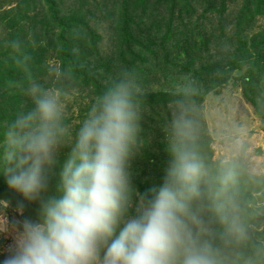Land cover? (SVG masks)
<instances>
[{"label":"clouds","instance_id":"1","mask_svg":"<svg viewBox=\"0 0 264 264\" xmlns=\"http://www.w3.org/2000/svg\"><path fill=\"white\" fill-rule=\"evenodd\" d=\"M9 57L23 75L18 85L30 105L0 129V178L17 195L0 200V264H217L211 245L195 235L191 211L203 164L188 150L192 122L179 111L171 128L172 164L163 186L136 215L127 214L129 161L139 147L143 88L122 70L96 96L80 125L66 119L65 73L45 86L31 73L19 41ZM53 195L48 170L61 151Z\"/></svg>","mask_w":264,"mask_h":264},{"label":"rangeland","instance_id":"2","mask_svg":"<svg viewBox=\"0 0 264 264\" xmlns=\"http://www.w3.org/2000/svg\"><path fill=\"white\" fill-rule=\"evenodd\" d=\"M53 2L58 9L60 18L68 19L72 24L71 28L82 38L83 41L77 45V48L75 47L74 51L78 56L84 57L82 60L84 64L88 65L91 71L95 70L97 74H102L101 80L106 84L122 70L133 71L142 84V97L147 98L158 93L174 96L187 93L196 88L193 80L195 68L207 64L220 66L222 63H226L229 65L228 77L217 80L216 87L210 90L199 104V116L194 113L191 114L193 115L192 119L187 118L195 126L197 125L194 119L198 120L199 127L204 123L202 127L206 131L204 133L211 138L210 147L213 151L212 159L214 161H219L222 165H230L231 170H235L239 165L246 167L245 179L258 177L257 188H259L260 179L264 178V81L258 80L256 76L247 80V67L245 66L230 68L236 62H233L232 58L236 44L233 41L231 44L229 42L237 32L234 19L241 12L243 0H221L224 4V14L218 17L216 14L205 13L208 17L199 22L196 19L200 18L202 14V7L194 6L190 13L191 17L186 19L183 25L179 28L173 26L170 36L171 39H175L167 44L164 42V38L169 28L164 27V22L169 20L168 11L156 7H152V10L148 11L140 10L135 16L137 21H134L135 26H133L131 40L127 41L125 47H120L121 38H117V32L114 29L117 17V12L113 7L115 0H53ZM46 7L45 0H0V47L1 51H4L0 53V77L2 79L0 83V129L5 127L19 110L27 107L23 101V99L27 101V97L22 95L18 87L21 83H16L15 80L9 78V74H14L13 70L16 69L9 57V44L12 41H19L24 51L30 56L31 69L39 66L38 69L42 73L45 86L54 84L58 77L65 73L68 74L63 80V84L68 92L66 119L70 128L75 129L80 125L88 108L96 98L92 88L85 87L83 83L78 82L79 80H75L73 74L67 72V69L65 70L62 60L58 58L57 48L52 49L50 46L49 50L46 48L45 44L48 45L47 40L50 39V36L48 31L41 28ZM254 14L252 18L246 20L242 27L241 34L247 40L264 33V6ZM23 15L28 16L24 20L18 17ZM4 16L10 22L8 26L11 28L7 27ZM16 17L21 19L22 26L26 27L21 29L24 35L15 33ZM157 21L159 24H156ZM221 21L223 23H220ZM176 22L178 24L179 21L176 20ZM217 25L219 26L218 30ZM31 29L38 35V38L33 37ZM188 31L189 35L185 36ZM206 35L210 36V38L208 37L210 49L218 48L211 56H208L210 53L200 55L195 51V43L202 41ZM178 38L182 43L186 39L189 45H192L193 50L186 57L181 55L179 60L175 54H171L170 58L164 61L161 47L165 44V49H167L166 47L170 48V44L174 46ZM38 39L41 42L38 43ZM88 41L96 46L95 51L92 50ZM42 45L43 47H40ZM39 48L42 51H39ZM122 58L129 59L121 62ZM175 58V63L171 65ZM256 58L260 60L261 54ZM115 62H120L117 70L110 68V71H104V66ZM103 67L104 69H102ZM261 68L264 69V67ZM215 69L216 67L212 68V70ZM74 83H77V86ZM3 86L4 88H1ZM207 87L212 86L209 84ZM181 110V104L172 102L170 106L163 109L162 122L171 124L175 115ZM196 129L199 128L196 127ZM165 131L169 132V136H173L172 128L165 129ZM67 149L66 145L58 157L57 165L48 175H55L59 171V159H64ZM211 179L209 177V180ZM240 192L245 193L244 190H240ZM252 194L256 201L253 205L249 204L248 208H251V212L255 214L240 217L232 225L231 223H221L228 213L225 209L232 208L233 205L232 201H229L230 196H226L220 202L204 204L201 209L203 214L201 221L195 224L192 231H197L194 234H199L201 231L209 233V227L213 228L216 225L219 228L226 225L230 228L233 236L236 231H239L242 236L249 235L255 240L263 242L264 200L260 196L264 198V187L253 190ZM16 197L13 195L14 199L11 200L13 203H16L18 199ZM242 200L234 202L233 210H239ZM12 206L10 211L17 213L21 211L15 208V204ZM127 214L135 215L130 209L127 210ZM241 223L247 226H243V229L239 230L236 225ZM7 243H9L8 240H0V248L5 247Z\"/></svg>","mask_w":264,"mask_h":264},{"label":"trees","instance_id":"3","mask_svg":"<svg viewBox=\"0 0 264 264\" xmlns=\"http://www.w3.org/2000/svg\"><path fill=\"white\" fill-rule=\"evenodd\" d=\"M45 1L47 7L44 14V20L41 22V28L44 31H48L50 36V39L47 40L48 45L45 44L46 48L48 50L49 46L52 47V49L57 48L56 52L58 58L62 60L65 70L67 69V72L73 74L75 80H79L78 82L83 83L85 87L92 88L93 95L96 97L108 85V83L106 84L101 80L102 74H97L95 70L91 71L89 66L85 65L82 61L84 57L78 56L74 51L77 48V45L83 40L71 28L72 24L69 23L70 21L65 18H60L58 9L55 7L53 0ZM243 2L244 4L240 10V14H237V17L235 16L234 19L237 32L234 35V38L229 42V44H231V41H233L236 44L235 53L232 56L233 62H236L232 64L230 68L245 66L247 67V80L254 78L252 76H256L258 80L264 81V69L262 70L261 68L264 67V33L248 40L241 34L242 27L245 25L246 20L252 18L255 15L254 13L259 12L261 7L264 6V0H243ZM194 6L202 7V14L200 15V18L196 19L198 22L201 21V19L205 20L204 18L208 17L206 16L207 14H216L220 17L224 14L225 10L224 4L221 0H115L113 7L117 12V17L114 29L117 32V38H121V42L119 41L120 47H125L127 41L131 40L133 26H135L134 21H137L135 16L140 10L148 11L152 10V7H156L168 11L167 14L169 15V20L164 22V27L169 28L167 33H165L164 38V42L167 44L169 41L172 42L175 39H171L170 36L173 26L179 28L183 25L185 20L191 17L190 13L193 11ZM27 16L28 15H23L22 17H18L24 20ZM5 17L6 16H4V18ZM18 17H16L17 25L15 33H23L21 29L26 27L22 26L21 19H18ZM5 20L7 27L11 28V26H8L10 25V22L6 18ZM176 20L179 21L178 24ZM220 23H223V21ZM156 24H159L158 21ZM33 29H31L33 37L38 38V35L34 33ZM218 29L219 26L217 25V30ZM221 29L223 30V28ZM188 35L189 31L186 32L185 36ZM208 37L210 38L209 35H206L202 41L195 43V51L200 55L210 53L208 56H211L218 49L215 47L210 49V46L208 45ZM39 42L41 41L38 39V43ZM88 43L92 50L95 51L96 46L89 41ZM165 45L161 47L164 61L169 59L171 54H175L177 60H179V58L182 57L181 55H185L186 57L190 51L193 50L192 45H189L186 39L184 40V43H182L178 38L175 45L173 46L170 44V48L166 47L167 49H165ZM247 45L249 46L247 47ZM40 47H43V45ZM1 50L2 48L0 47V53L4 52ZM39 51L42 50L39 48ZM44 52L46 53V50ZM260 54L261 58L259 60L256 57H260ZM253 57H255V59H253ZM176 58L171 62V65L175 63ZM128 59L129 58H122L120 61L125 62ZM119 65L120 62H115L114 64L104 66L105 69L104 67L102 69H104L105 72L110 71V68L117 70ZM228 66L229 65L226 63H222L220 66L218 64L198 66L195 68L193 75L196 88L187 93H181L177 96L158 93L148 96L147 98H141L142 116L140 121L141 131L138 141L139 147L136 154L129 161L128 166L129 187L127 192V210L130 209L135 215L140 212L142 207L155 197L154 193L157 194V190L159 191L163 186L167 170L171 167V145L174 142V137L172 135L169 136V132L165 131V129L171 128L172 122L171 124L169 122H162L161 116L163 109L166 108V106H170L172 102H175L182 105V110L186 117L192 119L193 115L191 114L194 113L197 114L196 116H199V104H201L203 99L207 96L208 92L216 87V84L218 83L217 80L222 77H228ZM38 67V65L33 67L31 73L43 83L44 78H42V73H40ZM215 67L216 69L212 70V68ZM13 73L14 74H9V78L15 80L16 83H22L23 75L17 71V69H14ZM43 73L45 74V71ZM1 82L2 79L0 77V83ZM209 84H211L212 87L208 88L207 86ZM75 85L77 86V83ZM1 88H4V86ZM23 101L26 103V106H29L30 99L28 97L27 101L25 99H23ZM197 121V119H194L197 126L191 121V137L186 141L188 150L193 152L203 164L202 175L198 184V191L202 190L199 195L193 199L191 211L200 222L203 215L201 209L204 204L209 202H220L225 199L226 196H230L229 201H232L233 205L235 201L243 199L239 204V210L237 208V210H233V205L232 208L225 209L228 213L221 221V223L235 224L236 221H238V218L247 217L249 214H255L251 212L252 210L251 208H248V205H253L255 203L256 198L253 196L252 191L264 187V178L260 179L261 185L257 188L259 183L258 177H249L245 179V175H247L246 167H241L239 165L235 170H231L230 165H222L221 162L214 161L212 159L213 151L210 147L211 138L204 133L206 132L202 127L204 123L199 127ZM196 127L199 129L197 130ZM61 159H59L60 162L63 161V159ZM222 168H224V171H222ZM52 170L53 168L49 169L48 173H51ZM57 174L58 172L52 176L48 175L49 189L45 195L54 194ZM209 177L212 179L209 180ZM203 181H205V183H203ZM240 190H244L245 193H241ZM13 195L15 194L7 191L3 179L0 178V199L10 201L11 204L16 205V203L11 201L14 199ZM16 198H18L17 200L20 199L18 196ZM260 198L264 200L263 197L260 196ZM21 211L24 216H32L35 212V206L29 205L25 202V207ZM195 224L197 223L190 222L192 230L195 228ZM200 224L203 225L202 223ZM243 226L247 225H242V223L236 225L239 230H242ZM209 229V233H203L201 231L199 234L195 235L201 236L200 239L202 241H206L211 245L216 253L217 264H264V241L259 242L255 240L254 237L245 234L242 236L239 234V231L236 230V234L233 236L231 235L230 228L226 225H222L219 228L215 225V227H209ZM195 232L197 231H194L193 233Z\"/></svg>","mask_w":264,"mask_h":264}]
</instances>
